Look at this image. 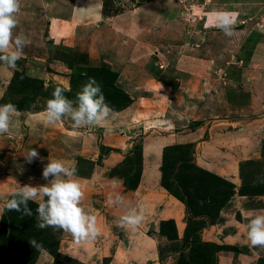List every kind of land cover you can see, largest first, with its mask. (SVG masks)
<instances>
[{
	"label": "crops",
	"instance_id": "0c3cea01",
	"mask_svg": "<svg viewBox=\"0 0 264 264\" xmlns=\"http://www.w3.org/2000/svg\"><path fill=\"white\" fill-rule=\"evenodd\" d=\"M201 1L211 6L206 11L208 18H197L204 30L215 26L213 12L227 11L237 14L234 33L244 34L249 31L247 37L250 32L252 35L251 39L245 38L241 44L233 42L234 53L240 50L244 57L237 59L238 62H232L239 68V76L231 92L227 90V84H230L228 77L210 74V70H216L220 64L215 62L209 66L212 59L202 57L203 46L200 51L195 49V53L191 52L193 56L190 58L180 61L181 65L177 67L183 73H179L173 81L162 76L171 69L163 70L160 76L168 81L164 85L148 73L144 66L148 58L138 60V63L133 58L136 54L157 52L153 44L159 48L165 44L160 40L162 38H157L155 43L152 40L148 42V34L142 30L144 24H149L152 31L156 28L151 24L153 21L159 26L170 17V8L165 1L159 6L158 0H146L105 18L99 4H88L92 1L82 6L75 3L74 7L71 0V5L67 7L66 17H73L76 26L84 31L83 37L90 32L92 25L105 29L102 32L91 31V35H88L90 40L97 36L99 39H104L103 36L108 39L128 29L130 40L138 44L133 45V52L129 53L134 62L131 59L124 68L121 63L108 66L112 73L117 74L114 85L129 96L127 107L112 109L110 118L96 126L76 128L68 117H64L60 123L66 121L71 127L57 132L52 126L58 125L55 122L51 123L49 129L54 134V137L49 136L50 151H53L51 158H59L72 165L77 163L76 157L88 158L93 165L90 173L76 169L74 179L80 183L84 194L82 206L97 217L100 234L95 240L99 243L97 246L95 240L78 243L70 233L63 230L60 239V247L64 248L61 250H65L77 262H92V256L96 255L101 260L109 257L107 264H162L157 241L146 232L158 231L161 221H172L177 238L183 236L191 213L184 201L187 196L181 193L182 186L178 185L181 182L174 179L179 175L190 180L187 186L184 185L186 190L194 189L199 179L205 176L209 179L219 178L231 185L233 193L220 197L223 201L210 211L211 216L209 213L207 216L190 218L192 222L201 225V242L210 243L218 250L222 247L217 255V264H264V249L250 246L245 227V217L249 212L264 211V194H239L242 168L251 162H264V0H199V3ZM205 22H211V25L206 27ZM128 23L129 26H126ZM215 29L220 30L217 27ZM65 32L70 33V30ZM143 37L147 40H142ZM83 42L78 47L81 49L84 46L85 50L88 41ZM249 42L253 47L247 54H243L240 47L246 43L248 49ZM86 46L100 56L98 58L109 59L110 55L115 61L118 59L115 52L120 46L113 47V53H110L104 45L103 49H107L105 55L95 43ZM70 78L66 77L69 84L65 94L75 100L87 80L79 84L72 82V79L70 82ZM170 86L174 90H168ZM241 95H245L246 101L239 104L236 98ZM29 118H34V121L38 118L46 120L43 113L32 114ZM39 133V141L34 140V146L44 140L42 135L45 133ZM53 140L56 143H52ZM10 141V135H0V218L6 212L3 204L14 189L20 185L38 186L47 183L42 172L48 159L45 162L37 157L29 163L25 158L29 153L25 149L27 147L22 146L17 161L12 160L13 156L7 150L4 151L10 149L13 143ZM16 143L19 145L18 140ZM166 149L171 150L165 153ZM40 154L38 152V156ZM26 167H35L36 173L29 174L31 172L26 171L27 174L22 175ZM114 180L117 182L113 183ZM164 183L170 187L174 183L179 196L169 193ZM117 195L123 197V204H110L109 199L115 200ZM129 208L143 209L144 220L136 228L117 223ZM164 240V243L168 242ZM94 246L98 248L99 255L97 251L93 252ZM52 262V256L40 250L34 264Z\"/></svg>",
	"mask_w": 264,
	"mask_h": 264
},
{
	"label": "rangeland",
	"instance_id": "374dc122",
	"mask_svg": "<svg viewBox=\"0 0 264 264\" xmlns=\"http://www.w3.org/2000/svg\"><path fill=\"white\" fill-rule=\"evenodd\" d=\"M90 1L92 2L88 4L97 3L100 5L102 16L105 18L114 15L115 13H122L124 10L130 9L132 6L143 3L146 0H72V5L74 4L75 7L76 3V5L78 4L82 6L84 3ZM162 1H165L168 8H170V17L166 18V21L159 26L155 23L156 21H153L151 24L154 25L157 30L154 29L150 31V25L144 24V26H142V30L144 29V32L148 34V40L144 37L142 40H147L148 42H150L149 40H152L155 43L157 42V38H162L160 40H163L165 44H163L162 48H159L157 44H153L155 48L157 47V52L154 54H136L133 55V58L137 60V63L138 60H146V58H148V61L144 65L148 73L154 76L157 81H161L164 85L168 82H166L164 78H168L169 81H173L176 77H178L179 73H183L182 69L180 71L177 67L181 65L180 61L183 59L185 61L190 58L191 55L193 56V54L190 55L191 52L195 53L193 52L195 49L196 51H200V48L203 46L202 57L212 59V63H210L209 66H212L215 62L220 64V66H217L216 70L211 69V72H207H210V74L213 73L214 75H221V77L224 78L225 76L228 77L230 79V84H227V88L229 86L227 90L231 92L232 86H235L233 83H236V78L239 76V68H237V65H233L232 62H238L237 59L241 60V58L244 57V55L240 54V50L234 53L235 46L233 42L241 44L245 38H247V40L251 39V32L249 37H247L249 31L244 34H240V32L233 33V35L229 37L221 30H216L215 26L212 29L208 28L207 30H204L202 28L203 25L201 21H198L199 19L197 18L202 17L203 19L204 16L208 18L206 11L210 9L211 6L204 5L202 1L199 3V0H158L157 4L161 6ZM70 5L71 0H20V11L16 16L18 24L14 29V35L23 32L28 38V43L23 48L21 59L17 61L15 68H9L0 62V105L10 102L17 108V112L12 115V127L10 133H8V135H10V140L13 143L10 144V149H4V151L7 150L6 152L13 156L12 160L17 161L16 157L23 149H21V147L26 146L27 148L25 149L27 152H30L31 148L35 149L37 152H41L38 157L40 159L42 158L41 161L45 160V162H47L46 155L51 157L53 153V151H50L49 147V136L50 138L54 137V134H52L49 130L53 123H49L47 119L43 120L39 118L37 121H34V118H29V116L32 114L43 113L44 118H46V101L51 98L54 89L56 87H62L65 89L64 95L66 96L65 93L69 84L66 77H71L70 82L72 79V82L75 81L81 84V80L76 77V75L78 76V74L81 73L80 71L87 69L94 71L100 67L108 68V66H113L115 63H121L124 68L125 65L130 63V60L132 59L129 55V53L133 52L131 51V47L134 48L133 45H138L130 40L128 36L129 30L125 28H123L125 31H122L121 35L113 34L108 39H106L105 36H103L104 39H99L97 36V38L94 37L90 40L88 35H91V31L102 32V30L105 29L92 25L90 32L85 33V37H83L82 35L84 31H81L80 28L76 26L73 22V17H66L68 12L67 7ZM158 9H160V7H158ZM201 11L206 14H203ZM209 20L213 21L211 19ZM100 24L101 23H99L98 26ZM213 24H216V22L214 21ZM210 25L211 22L204 23V26L206 27H209ZM126 26H129V23ZM67 30H70V33L65 32ZM113 37H115V39L112 40ZM121 38L124 40L122 41ZM80 39H84V42L88 41L86 44L91 42L95 43L103 55H105L107 50L103 49L104 45L108 48L110 53H113V47L120 46L117 51L115 50L118 59L115 61V58L110 55H108L109 59L104 57L107 60H104L102 57L98 58L100 56L95 54L93 51H90L86 44L85 50L84 46L80 49L78 45L80 46V43L83 42V40ZM246 43L240 47L241 50L244 51L243 54H247V51H251V48L253 47L252 43L249 42L250 47L247 49L245 47ZM91 48L95 49L93 46H91ZM138 50L140 49L138 48ZM219 51H221V54H218ZM131 61L134 62L133 59ZM228 62L229 64H227ZM166 69L171 70L168 74H162V76L165 75L163 78L160 74ZM228 78H226L227 81ZM231 79L234 82H232ZM95 80L97 81L96 78ZM45 82L48 84L47 88L44 87ZM175 83L176 82L173 83L174 86ZM170 87L171 89L168 90H174L173 86ZM233 91H235V89ZM244 96L245 95H241L236 98L239 100V104L246 101ZM56 123L58 124V127L54 124L52 126H54V130L57 129V132L67 130L68 126L71 127L66 123V121H62L61 123L59 121ZM39 132L45 133L42 135L44 140L39 145L36 144L34 146L33 141H39ZM17 140L19 145L16 143ZM52 143H56V141L53 140ZM6 152H4V154ZM75 161L77 162L74 165L75 169H79L82 172L84 169V172L90 173L93 165L88 158L77 159L76 157ZM263 163L264 162L259 163L258 161L257 164L251 162V164L246 166V168H242L241 185L239 187L241 189H239L240 195L253 196V193L257 192V189L263 188L261 184V182L264 181ZM34 168L26 167L22 170L21 174L26 175V171L31 172L29 174H35L36 168ZM56 233L59 236L56 251L57 254L62 257L60 258V263L107 264L109 261V257H103L102 261L101 258L96 257V255H93L92 253L90 255V257L93 255L92 262H77L75 258L67 255L65 250H61V248L64 249L63 247H60V239L63 231L57 229ZM146 233L147 235L151 234L155 237L162 264H178L179 256L193 254L197 247L194 245L197 243L200 246L205 244L207 248L209 247L211 249L209 246L211 245L210 243H203L200 241L201 229H199L198 235L196 234L197 236L192 238H199L196 244H194V241L190 240L187 245L186 243H182V237L177 239L180 242L169 241L164 243L165 237L161 235L162 232L159 230L147 231ZM98 243L99 242L95 240L96 246ZM220 249H222V247ZM94 250L95 252L97 251L96 254L99 255L98 248L94 246L93 252ZM219 250L216 246H214V262L212 264L218 263L217 255ZM74 256L77 257L76 254Z\"/></svg>",
	"mask_w": 264,
	"mask_h": 264
},
{
	"label": "clouds",
	"instance_id": "9594fccd",
	"mask_svg": "<svg viewBox=\"0 0 264 264\" xmlns=\"http://www.w3.org/2000/svg\"><path fill=\"white\" fill-rule=\"evenodd\" d=\"M20 11V0H0V62L9 68H15L21 59L23 48L28 43L27 36L20 32L14 35L17 27V13ZM215 26L226 36L231 37L236 26V13L216 11ZM44 87L48 84L45 82ZM65 89L56 87L50 99L46 101V119L49 123L61 121L68 117L73 127L96 126L110 118L113 110L106 102L100 85L95 78L89 80L76 94L75 101L64 95ZM17 108L12 103L0 105V135L8 134L12 127V115ZM38 157L33 149L25 157L30 163ZM42 159V158H41ZM42 176L47 183L38 186L23 185L14 189L11 198L4 202L8 211L23 212L31 216L29 201L37 203L36 213L39 228L53 227L70 233L78 243L95 240L100 232L97 217L82 206L84 194L80 183L74 179L75 166L61 159L48 156ZM117 181H113L116 183ZM123 197L117 195L110 204H123ZM247 223L246 238L253 248L264 249V211L249 212L245 217ZM144 220L142 208H129L117 223L125 227H138ZM34 247L42 250V245L31 242Z\"/></svg>",
	"mask_w": 264,
	"mask_h": 264
},
{
	"label": "trees",
	"instance_id": "16d2710c",
	"mask_svg": "<svg viewBox=\"0 0 264 264\" xmlns=\"http://www.w3.org/2000/svg\"><path fill=\"white\" fill-rule=\"evenodd\" d=\"M80 72L81 73H79L78 76L76 75V77L81 81H88V77L97 79L106 102L113 110H121L130 103L129 97L114 85L117 74L112 73L110 69L100 67L94 71L87 69ZM170 150L171 149H166L165 153L170 152ZM165 169L166 163L165 166L163 165V173ZM205 177L200 178L197 184H195L196 187L190 190H186V186L190 182L189 178L185 179L179 175L174 177L175 180L181 182V184H178L182 186L181 193L183 192V195L187 196L184 201L191 213V217L207 216L214 207L216 208L217 205L221 204L223 201L220 199L221 196L227 197L233 193L230 184L219 178L209 179ZM261 184L263 188L257 189V192H254L253 195L264 194V181L261 182ZM184 185H186L185 188ZM163 186L169 193L174 195L177 194V197L179 196V193H177L175 189L177 187L174 183L173 187L165 183ZM125 187L128 188L126 182ZM10 198L11 195L8 199ZM28 206L32 210L31 216L24 215L22 211H8L6 209V212L2 214L0 218V264H34L40 249L34 247L31 243L32 241H36L37 244L42 245V250H45L52 256V264H65L64 262L60 263V258L62 257L57 254L56 251V246L59 242V236L56 233L57 229L53 227L39 228L36 213L38 205L33 201H29ZM190 218L186 221V228L182 236V243H186V245L190 240L194 241V244H196L199 238H192L198 235L201 227L200 224L192 222ZM159 231L162 232L161 235H163L168 242L178 241L176 229L172 221H161L159 223ZM194 246H197L196 251L191 255L179 256L178 264H212L214 262L213 245H209L213 250L209 247L207 248L205 244L200 246L197 243Z\"/></svg>",
	"mask_w": 264,
	"mask_h": 264
}]
</instances>
